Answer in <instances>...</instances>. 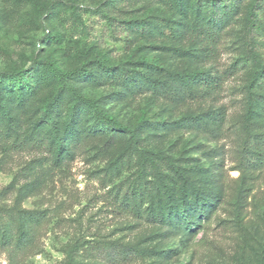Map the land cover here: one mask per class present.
<instances>
[{"label":"rangeland","instance_id":"374dc122","mask_svg":"<svg viewBox=\"0 0 264 264\" xmlns=\"http://www.w3.org/2000/svg\"><path fill=\"white\" fill-rule=\"evenodd\" d=\"M172 1L173 6L152 0H0V72L40 61L63 71L103 62L116 72L105 86H64L43 67L22 106L16 105L17 94L0 96V116L3 107L22 112L18 141L27 143L34 133L52 141L43 116L58 96L64 108L54 120L65 136L59 157L30 144L14 150L11 143L0 144V264H112L101 251L120 245L141 251L125 264H264V20L258 51L247 65L246 19L254 0H245L220 58L207 64L198 60L201 47L191 33L198 0ZM139 25L148 33L137 32ZM158 69H215L224 74V90L215 101L174 104L150 90H131L125 81L128 71L145 80L159 77ZM70 87L124 125L140 126L138 140L97 127L86 109L78 108L82 126L70 129ZM222 109L219 133L177 128L184 118ZM253 151L261 154L262 165ZM168 165L183 169L191 188L218 194L209 217L191 231L121 213L114 205L119 188L148 186L152 200L164 185L176 192L180 181ZM148 206L141 208L144 215ZM25 213H42V223L30 231ZM27 233L32 241L17 246Z\"/></svg>","mask_w":264,"mask_h":264},{"label":"trees","instance_id":"16d2710c","mask_svg":"<svg viewBox=\"0 0 264 264\" xmlns=\"http://www.w3.org/2000/svg\"><path fill=\"white\" fill-rule=\"evenodd\" d=\"M137 1V0H126ZM173 6L172 0H152ZM245 0H198L196 9V23L191 31L192 37L200 45V55L198 60L203 63L213 64L220 58V48L226 36L228 28L231 26L235 16L239 14ZM264 20V0H254L249 7L246 19L245 50L247 65H250L256 52L258 51V39L261 29V23ZM135 30L146 34L147 29L144 26H136ZM47 67L58 81L68 86L78 81H87L94 86H105L116 80V72L113 67L101 62L97 66L84 64L73 70H60L55 64L46 61L36 62L24 70H10L0 72V96L5 93L17 94V106H22L26 97H32L35 92V75L38 69ZM159 77H149L145 80L136 79L131 72H127L125 81L130 84L131 90L143 91L150 90L157 97L168 100L171 103H189L205 100H218L224 90L225 77L218 70L192 71L177 74H169L158 69ZM264 86V85H263ZM70 96L74 103L71 114V123L69 128L76 130V126L81 127L82 113L80 110L86 109L92 112L96 121V126L101 129H109L115 133L114 137L129 136L132 141L138 140L140 126L130 128L121 123L117 118L108 115L99 106V103L90 98H86L72 87L69 88ZM13 108V107H12ZM63 101L57 96L46 107L43 120L51 125L53 132L52 141H48L41 133H34L30 136L31 143L26 141L19 142L20 132L24 125L22 112L12 114L8 108L3 107V113L0 116V144L11 143V149L25 148L30 144L32 148L46 149L54 152L59 157L64 150L65 136L61 135L54 118L60 117L63 113ZM80 110H79V109ZM226 112L224 109L219 113H207L201 118H184L177 128L191 129L204 134L219 133L224 123ZM79 133V132H78ZM262 144L261 136L255 137ZM257 141V142H258ZM253 158L263 164L261 154L252 152ZM170 167L171 172L179 179L180 185L176 192H171L166 185L163 189H158V197L152 200L151 191L148 186L137 187L130 192H123L120 188L113 195V202L117 211L124 214H132L139 218L147 219L149 222L159 223L168 227H184L191 231L197 221L205 216L209 217L211 208L216 204L218 194L210 189L191 188L189 180L184 170L177 167ZM149 183H146V185ZM149 199L151 202H149ZM148 204L144 215L141 211L142 206ZM23 222L32 231L33 226L40 225L43 220V214L25 213ZM12 240H5L4 244ZM32 241V235L27 233L20 236L17 246H25ZM93 247L91 250H97ZM106 260L112 264H125L133 260L141 251L131 245H120L113 249L101 251Z\"/></svg>","mask_w":264,"mask_h":264}]
</instances>
